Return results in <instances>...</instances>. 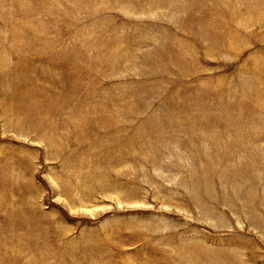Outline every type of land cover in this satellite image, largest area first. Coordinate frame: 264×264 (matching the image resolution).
Segmentation results:
<instances>
[{
    "label": "rangeland",
    "instance_id": "obj_1",
    "mask_svg": "<svg viewBox=\"0 0 264 264\" xmlns=\"http://www.w3.org/2000/svg\"><path fill=\"white\" fill-rule=\"evenodd\" d=\"M0 264H264V0H0Z\"/></svg>",
    "mask_w": 264,
    "mask_h": 264
}]
</instances>
